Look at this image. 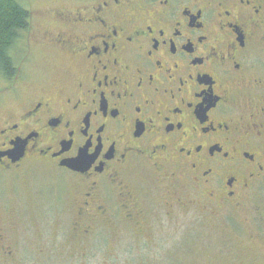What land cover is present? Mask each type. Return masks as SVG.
<instances>
[{"label":"flooded vegetation","instance_id":"af4514ba","mask_svg":"<svg viewBox=\"0 0 264 264\" xmlns=\"http://www.w3.org/2000/svg\"><path fill=\"white\" fill-rule=\"evenodd\" d=\"M70 5L52 11L53 85L29 88L22 65L0 84V176L45 164L78 196L66 217L0 218V264H88L101 230L143 254L157 219L226 217L264 181V0Z\"/></svg>","mask_w":264,"mask_h":264},{"label":"rangeland","instance_id":"374dc122","mask_svg":"<svg viewBox=\"0 0 264 264\" xmlns=\"http://www.w3.org/2000/svg\"><path fill=\"white\" fill-rule=\"evenodd\" d=\"M16 1L30 13V27L12 53L14 61L17 66L22 65L20 74L29 78V88H48L68 65L49 46L62 29L54 22L52 11L68 8L75 0ZM26 54L30 60L23 63ZM22 172L0 176V218L36 217L41 208L45 217L72 214L78 190L71 179L45 164L25 166ZM142 181L143 193L150 196L148 200L161 202L159 192L146 185L148 180ZM259 186L258 191L252 190L246 202L226 217L213 218L201 214L203 210L189 208L178 212L174 223L157 219L154 226L163 238L152 241L143 254L139 253L143 247L132 240L127 230L119 229V237L114 238L101 230L97 235L99 242L94 246L96 256L88 264H264V181ZM149 207L152 216L164 217L162 206L151 203ZM25 264L34 263L28 258ZM46 264L63 262L55 257Z\"/></svg>","mask_w":264,"mask_h":264},{"label":"trees","instance_id":"16d2710c","mask_svg":"<svg viewBox=\"0 0 264 264\" xmlns=\"http://www.w3.org/2000/svg\"><path fill=\"white\" fill-rule=\"evenodd\" d=\"M30 27V13L16 0H0V78L10 80L18 73L13 51Z\"/></svg>","mask_w":264,"mask_h":264},{"label":"water","instance_id":"95a60500","mask_svg":"<svg viewBox=\"0 0 264 264\" xmlns=\"http://www.w3.org/2000/svg\"><path fill=\"white\" fill-rule=\"evenodd\" d=\"M13 154H19V151L15 150V151L13 152ZM19 157H20V156H19ZM66 166L69 167V168L75 169V165H74V163L66 164Z\"/></svg>","mask_w":264,"mask_h":264},{"label":"snow or ice","instance_id":"6c2138e0","mask_svg":"<svg viewBox=\"0 0 264 264\" xmlns=\"http://www.w3.org/2000/svg\"><path fill=\"white\" fill-rule=\"evenodd\" d=\"M87 149H85V151H86Z\"/></svg>","mask_w":264,"mask_h":264}]
</instances>
